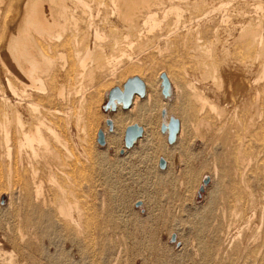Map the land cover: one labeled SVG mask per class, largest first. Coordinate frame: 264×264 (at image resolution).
I'll list each match as a JSON object with an SVG mask.
<instances>
[{
  "label": "bare ground",
  "instance_id": "6f19581e",
  "mask_svg": "<svg viewBox=\"0 0 264 264\" xmlns=\"http://www.w3.org/2000/svg\"><path fill=\"white\" fill-rule=\"evenodd\" d=\"M135 53H153L154 61L133 65ZM128 73L142 80L144 101L134 94L122 109L128 113L116 106L109 118L113 133L104 140L115 145L119 128L136 123L142 133L148 127L146 142L152 144L148 108L163 110L160 123L171 115L179 119L174 140L179 133L186 152L189 143L213 151L212 181L220 180L217 190L222 187L225 199L223 210L211 199L200 217L198 264H264V0H0V161L14 174L22 202L11 242L19 252L27 250L35 229L43 238L62 226L60 234L74 240L65 236L67 242L84 238L79 253L100 251L97 239V251L90 243L96 230L102 236L103 226L82 190L88 178L81 183L98 163L88 153L72 155L61 130L74 101L89 107L100 88L123 83ZM161 75L169 85L164 99ZM76 113L78 123L83 117ZM165 136L158 157L169 152ZM91 257L92 264H103L101 255Z\"/></svg>",
  "mask_w": 264,
  "mask_h": 264
},
{
  "label": "rangeland",
  "instance_id": "374dc122",
  "mask_svg": "<svg viewBox=\"0 0 264 264\" xmlns=\"http://www.w3.org/2000/svg\"><path fill=\"white\" fill-rule=\"evenodd\" d=\"M152 54L153 53H148L147 55L145 53H135L133 55V65H139L138 63L142 64L146 61V59H148V61H154ZM135 61L137 63H135ZM130 76L133 77L135 75L133 73H128L122 78L127 79L130 78ZM113 82L106 84V86L99 89V91L101 90L98 92L100 97L96 99L94 98L92 104H90L89 101L87 104L88 106L90 105L89 107H82L85 109V114H83L84 116L81 114L84 109L82 110V108H79L77 101H74L71 109H74L73 113H76L78 108L79 112L76 113V116L80 115L83 117V120H81L84 124L81 120L77 123V117L75 118V114L67 112L68 120L67 118H64V124L68 121L69 124L67 123L64 125L65 128L63 127L64 130L62 129L64 132L61 130V134L63 138L65 137L64 140L67 141L66 143L68 145V149L71 150L70 152L72 155L74 154V156L82 158L84 154L86 155L88 153L89 158H93L95 162L98 163V165L93 164V168L85 172L86 175L84 176L85 178H83L84 180L81 179V183H85V180L88 178L86 180V184H84V186L86 185L85 189L83 186L82 190L86 192L85 196L88 198H86V200H88L91 204L94 203L92 206L93 211L95 213L98 212V225H100V228L103 226L101 228L103 237H99L97 235L98 230H96L92 239V241H94V246L91 244V241L90 247L95 251H97V248H95L96 246L100 249V251H98L100 253H96L99 254V257L101 255L100 259L106 260H102L103 264L106 262V264H198L201 261V254H199V249L197 248V242H199L198 239L200 237V217H202V213L204 214V210L209 205L211 199L214 200L213 204L215 208L223 210L225 206V199L222 197V187L220 191L217 190L219 189L218 186L220 185V180L215 179L214 181L213 178L212 181V160L210 159L213 151L211 149H202L203 151H199L201 150L198 149L199 145L193 146L191 145L192 143H189V147H191V149L186 152V149L178 143L179 133L176 141L174 140L171 144L166 142L165 136L164 141L165 145L169 148V152L165 158L162 157L165 160V167L163 169H159L157 166V160L160 156L158 157L155 153L162 137V133L159 131L160 120L162 119L160 113L161 109H159V106H157V109H146L148 110V113L145 110V115L151 118L154 123L152 128L155 133L154 142L152 144L146 142L148 137L147 135H149V133L147 129L148 127H144L142 136H140V141L133 143V145L129 148H124L122 144L124 131L122 132L121 130L125 129V124L119 128L120 139L117 143H115V145L109 144L106 139L104 140L103 145H99L96 142L97 132L99 130L102 131L104 137H106V134H111L114 130L113 127L110 130L108 129L106 119H109L110 115L114 114L117 110L112 112L109 109L104 110L102 107L106 101L108 90L112 87H118L122 83L121 79H117ZM115 82L117 83L115 84ZM206 87L208 90H212L210 84H207ZM210 91L209 93L212 92ZM160 97L164 99L161 93ZM138 101H144V98L140 99L138 97ZM167 101L168 104L173 103V94H171ZM61 106L64 107L65 104H61L60 107ZM72 110L70 111L72 112ZM120 111L128 113L129 109L122 110L120 108ZM76 125L77 127H75ZM121 148H123V151L120 153L119 150ZM9 173L8 169L4 167V164L2 166L0 161V200L1 198L3 199L2 202H0V264H9L11 259L15 261V264H60V262L61 264H89L90 262V264H92L93 259H91V256L96 255V253L90 250L92 252L86 254L90 255V257L79 253L81 249L77 248L81 247V243L84 245V238H77L75 245L72 244V242L74 243V240L72 241L69 239L66 234L62 236L64 233L62 226H58L60 227V230L57 228V233L56 231H53L55 232V235L52 232L53 235H42L43 238L40 236L41 233H38L37 229H35L37 232L34 231V233L38 235H34V237L37 238L33 239V247H30V249L27 250L21 248L19 252L15 246V240H13L14 244L11 242V236L15 235L14 232L16 231L14 230L20 226L19 223H17V218L19 219L20 217V214L17 211L22 202L19 201L18 196H16L17 190L15 189H17V185L16 182H14L15 180H13L15 179V177H13L14 174L12 175ZM205 176L209 178L208 183L204 185L200 196L197 197L196 192L198 187L201 185L202 178ZM104 178H107V181L109 180L110 183H112L110 185L107 184ZM90 183L91 185H89ZM111 199L113 203H111ZM101 200H104V202ZM99 202L102 203L100 204ZM99 204L100 206H98ZM104 206L105 208H102ZM97 207L101 208V210H99V208L97 209ZM112 207L115 209H111ZM102 209H104V215ZM13 210L15 211V214H13ZM108 210H113L112 212L115 211V214L113 213L114 220H111V222L109 221ZM11 216H14V218ZM119 218H121L120 222ZM20 219L19 222L21 224ZM9 222L11 225L8 224ZM114 222L116 224H113ZM7 224L9 230H7L8 228L4 226ZM109 224H113V227L111 225L110 228L109 226L106 227ZM103 228L105 231H107L108 228L109 231H107V233L104 231L103 233ZM61 229L63 230L61 231ZM10 230L13 231L11 232ZM7 231L8 233H6ZM59 231L63 233L60 234ZM10 232L12 234H10ZM108 232H110V236H105ZM171 235L174 236V240H171ZM61 236L64 239L66 236V238L72 242H67L66 239L63 240ZM107 237H109L108 240ZM98 238L102 239L101 243ZM104 238H106L107 242ZM35 239L37 241H35ZM96 239L97 245L95 244ZM103 241L105 243H103ZM102 244L104 247H102ZM78 245L80 247H76ZM39 246L41 250H38ZM106 248H108V250ZM196 250L198 252H196ZM90 253L93 254L91 255ZM105 253L106 256L102 258ZM11 255L14 258H10L9 256ZM56 255L62 256L63 259L60 258L55 260L57 259ZM83 255H85V259L83 258ZM86 259L90 262L88 263Z\"/></svg>",
  "mask_w": 264,
  "mask_h": 264
},
{
  "label": "water",
  "instance_id": "95a60500",
  "mask_svg": "<svg viewBox=\"0 0 264 264\" xmlns=\"http://www.w3.org/2000/svg\"><path fill=\"white\" fill-rule=\"evenodd\" d=\"M161 81H160V93L163 96H167L169 94V85L164 77V75H161ZM145 92V87L141 79H139L136 76L127 78L122 83V88L119 89L118 87H112L108 90L106 101L103 104L104 110H111L114 111L116 109V106H119L121 109H127L128 106L131 103L132 96L134 94H137L138 97H143ZM161 114H163V110L160 111ZM106 124L108 125V129L110 130L112 128V123L110 119H106ZM178 130V119L172 116L168 117L167 122L160 123L159 125V131L161 133L166 132V142L168 144H171L174 139L176 132ZM142 135V127L137 125L136 123L129 124L125 127L123 136H122V144L124 148H129L133 145V143L136 141L137 138H139ZM96 142L99 145H103L104 143V135L102 131L97 132L96 136ZM123 151V148L119 150L121 153ZM165 160L162 157H159L157 160V166L159 169H163L165 167ZM209 178L205 176L202 178L201 185L198 187V190L196 192V196L199 197L201 191L203 190L204 185L208 183ZM2 198L0 202H2ZM171 240H174V236L171 235Z\"/></svg>",
  "mask_w": 264,
  "mask_h": 264
}]
</instances>
